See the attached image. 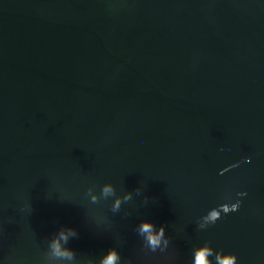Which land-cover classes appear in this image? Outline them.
I'll return each mask as SVG.
<instances>
[{
    "label": "water",
    "instance_id": "1",
    "mask_svg": "<svg viewBox=\"0 0 264 264\" xmlns=\"http://www.w3.org/2000/svg\"><path fill=\"white\" fill-rule=\"evenodd\" d=\"M0 264H264V0H0Z\"/></svg>",
    "mask_w": 264,
    "mask_h": 264
},
{
    "label": "clouds",
    "instance_id": "2",
    "mask_svg": "<svg viewBox=\"0 0 264 264\" xmlns=\"http://www.w3.org/2000/svg\"><path fill=\"white\" fill-rule=\"evenodd\" d=\"M145 228H147V225L145 226Z\"/></svg>",
    "mask_w": 264,
    "mask_h": 264
}]
</instances>
